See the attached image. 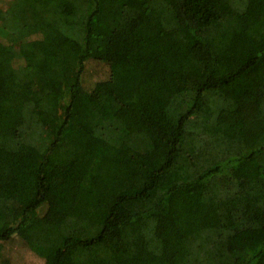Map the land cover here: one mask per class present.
I'll list each match as a JSON object with an SVG mask.
<instances>
[{"label": "trees", "instance_id": "1", "mask_svg": "<svg viewBox=\"0 0 264 264\" xmlns=\"http://www.w3.org/2000/svg\"><path fill=\"white\" fill-rule=\"evenodd\" d=\"M7 4L0 264H264V0Z\"/></svg>", "mask_w": 264, "mask_h": 264}, {"label": "rangeland", "instance_id": "2", "mask_svg": "<svg viewBox=\"0 0 264 264\" xmlns=\"http://www.w3.org/2000/svg\"><path fill=\"white\" fill-rule=\"evenodd\" d=\"M8 0H0V7H6L8 4H7ZM123 40H125L122 36H119V39H117L118 43H122ZM131 46L132 47V44H129L128 47ZM147 59V57H145ZM135 62L139 65H142L143 62H144V59L142 57H140V55L137 53V56H135ZM87 71L85 73V78H86V84L88 85V87H93L94 84L97 82V81H104L108 78V67L103 65V64H99V63H89L88 67H87ZM1 116L8 122L10 123L11 125H14L16 122H15V119L12 117V114H10L9 112H6V111H2L1 112ZM3 161H6V159H1L0 158V163L3 162ZM28 172V170L25 171V174ZM30 172V171H29ZM2 175L0 174V177ZM31 177L30 176H27L26 177V180ZM4 184V181L0 178V186ZM28 184V183H26ZM24 189V190H23ZM23 189H16L15 188V192L16 191H21V192H24L22 195H27L29 192H32L33 191V188H30V186H24ZM18 247V246H17ZM113 247V250H122V247L119 246V245H116V246H111ZM18 253L19 255V258L20 259V264H42V261L35 258L34 256H32L30 253H27L25 254L24 253V250L23 248H17L16 250H12L10 249V252L8 254L9 258H12L14 257V255ZM19 258L13 260L14 263L12 264H17V261L19 260Z\"/></svg>", "mask_w": 264, "mask_h": 264}]
</instances>
